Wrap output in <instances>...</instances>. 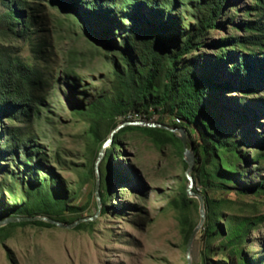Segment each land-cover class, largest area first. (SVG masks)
I'll use <instances>...</instances> for the list:
<instances>
[{
	"label": "trees",
	"instance_id": "trees-1",
	"mask_svg": "<svg viewBox=\"0 0 264 264\" xmlns=\"http://www.w3.org/2000/svg\"><path fill=\"white\" fill-rule=\"evenodd\" d=\"M0 1L6 7L0 19L7 22L13 34L22 36L34 22L35 6L42 0ZM43 1L71 15L72 22L85 23L90 30L100 26L101 30L88 34L114 63L109 92L84 107L75 108V112L89 122L88 150L93 160L87 168V177L95 181L93 194L97 208L95 163L102 133L105 130L111 133L123 121L138 118L152 121L157 113L154 122L185 127L191 136L195 155L193 189L203 195L206 210L199 231L210 253L206 255L205 264H264V253L255 258L246 250L252 232L264 223V214H227L223 208L229 200L211 197L207 192L219 189L234 190L238 194L264 193V176L238 184L247 174L248 164L264 161V142L250 127L256 124L259 134L264 132V121H258V116L264 117V0H251L237 21L234 14L241 10L237 7L232 13L230 9L236 6L235 0ZM183 11L188 12L191 19L184 28L180 25ZM122 12L133 23L117 34L116 43L110 37V23L113 14ZM226 24H230L233 31L215 38L208 36L210 30L224 28ZM40 45L41 40H38L36 46ZM204 46L215 49L206 54L200 51ZM222 74L227 77L222 78ZM45 78L44 67L29 64L0 49V122L3 116L16 120L26 113L29 104L38 103ZM223 92L239 94L227 98ZM225 99H229V103ZM20 129L19 126L7 127L0 133V193L4 178L9 174L8 163L16 156L18 148L23 149L22 163H33L23 186L21 202L0 210V219L47 215L70 223L82 217L91 198L82 205L68 204L52 173L46 172L45 177L38 178V162L32 160V147L26 143ZM132 130L141 131L158 147L173 145L183 151L176 133L159 126L125 125L115 133L113 146L117 147L122 133ZM252 143L259 145L246 155L242 147L252 146ZM117 155L105 149L102 161H107L106 167L102 161L99 164L102 213L107 212L115 186L125 179L111 165L110 157ZM184 163L188 166L186 161ZM194 200L188 196L185 186L169 201L178 213L187 240L198 221L190 217ZM92 223V220L83 221L76 228L83 229ZM28 224L54 226L43 220L10 222L0 226V241L15 227ZM213 240L217 243L210 245ZM211 253L222 256L211 258Z\"/></svg>",
	"mask_w": 264,
	"mask_h": 264
},
{
	"label": "rangeland",
	"instance_id": "rangeland-1",
	"mask_svg": "<svg viewBox=\"0 0 264 264\" xmlns=\"http://www.w3.org/2000/svg\"><path fill=\"white\" fill-rule=\"evenodd\" d=\"M234 3L236 6L230 7L231 12L237 7L242 11L234 14L237 21L251 0H235ZM35 7V20L22 36L13 34L7 22L0 19V49L29 64L44 67L46 74L39 102L29 104L26 113L16 120L3 116L0 133L7 127L19 126L22 137L32 147V160L38 162L37 177L52 173L68 204L82 205L91 198L82 216L93 215L97 213V206L93 194L95 181L87 177V168L93 160L88 150L89 122L79 116L75 108L84 107L109 92L114 63L88 34L101 30L100 26H94L92 31L80 20L72 22L71 15L67 16L47 1L42 0ZM5 12L6 7L0 1V17ZM123 13L113 14L110 23V37L116 43L117 34L133 23ZM180 16V25L184 28L191 19L186 11L180 12ZM230 31H233L231 25L226 24L224 28L210 30L208 36L215 38ZM38 40H41L40 47L36 46ZM214 49L204 46L200 51L211 54ZM116 62L119 64L118 59ZM223 93L227 98L239 94ZM225 100L229 103V99ZM157 117L158 114H154L152 121ZM258 117V121H264V117ZM250 127L264 142V132L259 134L256 124ZM110 137L111 133L105 130L100 146L118 154L110 157L111 165L125 179L113 189L107 212L99 213L93 223L83 229L17 226L0 241V264H188V240L177 211L169 204L188 185L183 151L173 145L158 147L139 130L122 133L117 147L113 146L114 137L104 147V141ZM258 145L252 143L242 149L250 155ZM22 150L18 148L16 156L8 163L9 174L4 178L0 193L1 211L21 202L23 186L33 163H22ZM106 164V160L102 161L104 168ZM247 168V174L238 184L264 176V161L248 164ZM207 192L211 197L229 200L223 208L227 214H264V193L238 194L234 190L219 189ZM190 217L199 220L197 199L191 204ZM216 243L217 240H213L210 245ZM246 250L255 258L264 253V223L252 232ZM207 253V243L198 232L192 246V264H205L206 255L210 254ZM221 256L213 253L211 258Z\"/></svg>",
	"mask_w": 264,
	"mask_h": 264
},
{
	"label": "water",
	"instance_id": "water-1",
	"mask_svg": "<svg viewBox=\"0 0 264 264\" xmlns=\"http://www.w3.org/2000/svg\"><path fill=\"white\" fill-rule=\"evenodd\" d=\"M125 125H144V126H159L162 128H165L171 132L176 133V135L179 137L182 146H183V153H184V157H185V161L187 163V171H186V176L188 179V185L186 187L187 190V194L189 197H193L196 198L199 202V220L197 222V224L195 225V227L193 228V230L191 231V234L189 236L188 239V264H192L191 261V252H192V246L194 243V240L196 238L197 233L200 231L204 221H205V216H206V210H205V202H204V197L203 195L198 192L195 191L193 189V185H194V178L192 175V171H193V167L195 164V155L192 149V141L189 138V134L186 130L185 127H181V126H168L165 124H161L158 122H153V121H144V120H129V121H123L121 123H119L111 132V137L109 138L110 141H112L115 133L120 130L122 127H124ZM104 154V149L101 148L97 159H96V171H97V186H96V196H97V200H98V208H97V213L91 215V216H82L79 217L78 219L70 222V223H66L63 221H60L58 219H54L50 216L47 215H16V216H8L5 217L3 219H0V226H4L7 225L10 222H19V221H34V220H43L46 222H49L53 225L56 226H60V227H66V228H72L75 227L77 224H79L80 222L83 221H90V220H94L99 213H101L102 210V202H101V196L99 193V188H100V181H101V177H100V170H99V164L100 161L103 157Z\"/></svg>",
	"mask_w": 264,
	"mask_h": 264
}]
</instances>
